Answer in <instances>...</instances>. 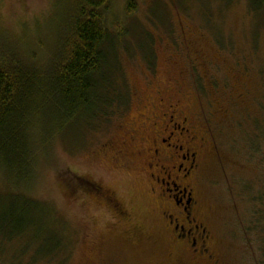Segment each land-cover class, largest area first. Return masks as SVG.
Instances as JSON below:
<instances>
[{
    "label": "rangeland",
    "instance_id": "374dc122",
    "mask_svg": "<svg viewBox=\"0 0 264 264\" xmlns=\"http://www.w3.org/2000/svg\"><path fill=\"white\" fill-rule=\"evenodd\" d=\"M78 1L0 0V58L47 70ZM109 1L116 46L108 71L126 103L64 127L52 108L42 109L30 136L32 176L18 184L0 165V264H264V5L134 0L129 10L133 0ZM160 95L181 100L206 140L200 190L214 234L209 263L170 241L142 160L112 148L121 125L139 121L143 105ZM92 184L111 192L128 217L87 191ZM40 216L21 236H1ZM47 253L56 261L43 259Z\"/></svg>",
    "mask_w": 264,
    "mask_h": 264
},
{
    "label": "trees",
    "instance_id": "16d2710c",
    "mask_svg": "<svg viewBox=\"0 0 264 264\" xmlns=\"http://www.w3.org/2000/svg\"><path fill=\"white\" fill-rule=\"evenodd\" d=\"M252 1L264 5V0ZM109 3V0H79L69 10L56 62L44 67L49 71L24 65L13 57L9 58L13 64L3 56L0 58V165L12 174L8 179L19 184L32 176L30 136L37 129L36 120L43 108H52L50 113L59 117V127H64L79 115L95 121L108 117L112 110L115 113L126 103L121 82L111 78L112 70L108 71L109 46H116L105 18ZM128 5L129 10L136 8L134 0ZM41 216L30 218L25 229L10 233L7 229L1 231V236L4 240L19 237L33 223L39 224ZM21 220L24 221L20 218L18 222ZM50 255L45 254L43 259L56 261L55 255ZM35 263L30 258L28 262L17 259L12 264Z\"/></svg>",
    "mask_w": 264,
    "mask_h": 264
},
{
    "label": "flooded vegetation",
    "instance_id": "af4514ba",
    "mask_svg": "<svg viewBox=\"0 0 264 264\" xmlns=\"http://www.w3.org/2000/svg\"><path fill=\"white\" fill-rule=\"evenodd\" d=\"M139 103L142 104L143 99L140 98ZM143 108L139 121L128 119L121 125L123 133L113 140L112 148L134 150L142 160L151 191L163 205L170 241L194 258L209 263L214 258V234L200 190L206 140L198 127H193V117L181 100L160 95L148 99ZM203 130L210 133L209 129ZM86 190L99 194L117 215L128 217L111 192L107 195L96 184Z\"/></svg>",
    "mask_w": 264,
    "mask_h": 264
}]
</instances>
